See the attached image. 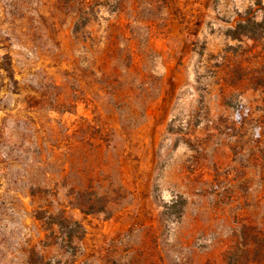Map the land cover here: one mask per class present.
<instances>
[{
	"label": "rangeland",
	"instance_id": "rangeland-1",
	"mask_svg": "<svg viewBox=\"0 0 264 264\" xmlns=\"http://www.w3.org/2000/svg\"><path fill=\"white\" fill-rule=\"evenodd\" d=\"M261 232L264 0H0V264H259Z\"/></svg>",
	"mask_w": 264,
	"mask_h": 264
},
{
	"label": "trees",
	"instance_id": "trees-1",
	"mask_svg": "<svg viewBox=\"0 0 264 264\" xmlns=\"http://www.w3.org/2000/svg\"><path fill=\"white\" fill-rule=\"evenodd\" d=\"M260 26V23L255 22L251 18H247L246 20L240 21L236 27L232 30H230L228 35L234 39V40H240L243 37L248 39H253V36L255 35L256 31H258V27ZM249 239L251 241V246L255 249V254L258 257L257 263L264 264V232L261 233H251L249 236ZM252 251H244L243 253H251ZM238 252H234V254H237Z\"/></svg>",
	"mask_w": 264,
	"mask_h": 264
}]
</instances>
